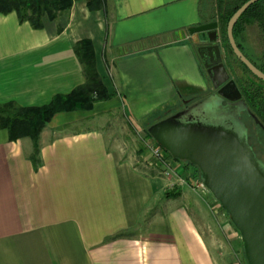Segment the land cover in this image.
<instances>
[{"label":"crops","instance_id":"crops-1","mask_svg":"<svg viewBox=\"0 0 264 264\" xmlns=\"http://www.w3.org/2000/svg\"><path fill=\"white\" fill-rule=\"evenodd\" d=\"M200 6L106 0L89 11L78 0L41 30L0 16V104L43 106L81 85L73 47L82 39L115 94L91 111L55 114L39 136L37 169L31 140L10 141L0 128V264H216L206 229L218 205L193 190V169L177 162L171 176L156 173L149 154L117 148L99 123L119 110L142 128L172 102L205 95L187 32L207 23Z\"/></svg>","mask_w":264,"mask_h":264},{"label":"water","instance_id":"water-1","mask_svg":"<svg viewBox=\"0 0 264 264\" xmlns=\"http://www.w3.org/2000/svg\"><path fill=\"white\" fill-rule=\"evenodd\" d=\"M258 0L244 3L230 17L226 36L235 57L264 83V73L236 45L233 28L240 16ZM196 54L207 70L217 95L164 118L147 128L149 137L172 158L195 166L199 179L228 215L239 233L246 264H264V163L247 141L240 121L243 108L227 104L240 98L239 90L222 63L218 24L188 29ZM232 88L236 97L225 93Z\"/></svg>","mask_w":264,"mask_h":264},{"label":"trees","instance_id":"trees-1","mask_svg":"<svg viewBox=\"0 0 264 264\" xmlns=\"http://www.w3.org/2000/svg\"><path fill=\"white\" fill-rule=\"evenodd\" d=\"M75 1L78 0H0V16L15 13L19 23H28L32 29L41 30L44 27V19L58 21L62 15L67 14L71 10ZM83 1H85L89 11L105 10L106 8V0ZM247 1L249 0H216V11L207 21V23L216 22L218 24L220 49L229 70L235 77L238 85L243 87V89L252 88V79H249L243 72L236 69L234 64L237 63L251 77L252 74L233 54L227 40L226 26L230 17ZM252 23H255L264 35V0H258L252 4L240 16L233 28V36L237 47L251 63L252 59L245 54L243 46L237 38L243 33L245 27L251 26ZM58 32H61L60 27H58ZM73 51L81 65L84 82L70 93L56 95L48 104L43 106L21 107L13 102L0 104V128L6 130L10 141L22 138L31 140L33 150L30 160L34 169H37L39 164L38 140L40 133L55 114L91 111L96 103L109 101L115 96L113 92L108 91L102 77L98 73L91 40L82 39L76 42ZM253 63L264 73V64L258 65L254 61ZM256 80L258 103L255 112L264 125V83L258 79ZM167 110L168 108L164 107L155 114V118H149L143 122L146 134H148L147 128L149 126L168 116L167 114L164 116V112ZM168 114L170 115V112ZM175 160L191 167L194 174L193 178L199 179V172L195 166L185 161Z\"/></svg>","mask_w":264,"mask_h":264},{"label":"rangeland","instance_id":"rangeland-1","mask_svg":"<svg viewBox=\"0 0 264 264\" xmlns=\"http://www.w3.org/2000/svg\"><path fill=\"white\" fill-rule=\"evenodd\" d=\"M215 1L216 0H201L200 8L205 21H208L209 17L215 13ZM237 39L243 46L245 54H247L252 61L258 65L264 64V35L255 23H252L251 26H246L243 33ZM234 65L235 68L243 72L246 77L252 79L246 70L241 68L237 63ZM201 68L202 72L205 74L202 66ZM210 91V87H208V91L205 94H208ZM181 103L182 101L180 100L172 102L167 107L168 112H170V114L175 113L177 109L181 108ZM166 114L167 112H164V116ZM99 123L100 126H103L106 134L117 148H123L130 155L143 149V151L151 157V167H156V173L159 171V173L163 174V169L155 165V159L153 158L151 150L147 147L155 142L146 134L145 127H136L119 110L113 111ZM247 126L250 133V143L257 157L264 162V135L257 131L252 122L247 121ZM210 197L213 198L211 194ZM216 204L218 206H213L214 204H212V202L210 203L212 209L208 214V227L206 229V237L210 241L209 244L212 246L216 264H246L240 235L235 231L228 215L217 202Z\"/></svg>","mask_w":264,"mask_h":264},{"label":"flooded vegetation","instance_id":"flooded-vegetation-1","mask_svg":"<svg viewBox=\"0 0 264 264\" xmlns=\"http://www.w3.org/2000/svg\"><path fill=\"white\" fill-rule=\"evenodd\" d=\"M218 43H219V41H218ZM195 51H196V46H195ZM221 58H222V63L224 64V67H225V69H226V71H227V73L229 75V79L228 80H233L234 81V83H235V85H236V87H237V89L239 90V93H240V98L238 100H236L235 102H229V101L224 99L222 104H223V106H226L227 104L239 105V107L243 108V110L240 113V118L239 119L243 123V125H244V127L246 129L248 144L252 148V150L254 151V153H255V155L257 157V154H256L253 146L250 143V133H249V128L247 126V121L252 122L253 125L255 126V128L257 129V131L261 132L264 135V125H263L261 119L258 118V116L256 115V112H255V110L257 109V103H258V98H257V94L258 93L256 91V85H257V80L256 79L257 78L254 75H252V88L249 87V88L243 89V87H240L238 85V82L236 81L235 77L232 75L231 71L229 70V68H228V66H227V64L225 62V59H224L222 51H221ZM198 60L200 61L199 58H198ZM200 63H201V61H200ZM252 65H254L253 61H252ZM201 66L203 67L202 63H201ZM203 69L205 71L206 79L208 81V84H209V87H210L211 91L208 94L199 96V98H198V96H194V97H190V98H187V99H182L181 100L182 101L181 108L177 109V111L175 113H177L179 111H182V110L192 106L195 103L201 102V101L207 99L210 96H214V95L216 96L217 95V92L219 91L220 87L217 88V89L213 88V85H212V83H211V81L209 79V75L207 73L208 69H205L204 67H203ZM225 93H227L228 95L233 96V97L237 96V94L233 91L232 88L226 90ZM175 113H173V114H175ZM173 114H170L169 116H171ZM169 116H167V117H169ZM167 117H165V118H167Z\"/></svg>","mask_w":264,"mask_h":264},{"label":"built area","instance_id":"built-area-1","mask_svg":"<svg viewBox=\"0 0 264 264\" xmlns=\"http://www.w3.org/2000/svg\"><path fill=\"white\" fill-rule=\"evenodd\" d=\"M155 159V165L163 169V174L167 177L171 176L174 173V166L177 162L174 158H172L166 151H164L160 146L156 143H152L150 146H147ZM192 188L194 191H198L202 194H208L209 191L200 181V179H194ZM210 194V193H209Z\"/></svg>","mask_w":264,"mask_h":264}]
</instances>
